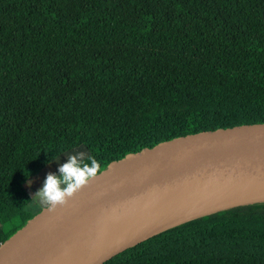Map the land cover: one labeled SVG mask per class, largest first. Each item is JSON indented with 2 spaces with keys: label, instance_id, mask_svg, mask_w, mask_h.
Masks as SVG:
<instances>
[{
  "label": "trees",
  "instance_id": "trees-1",
  "mask_svg": "<svg viewBox=\"0 0 264 264\" xmlns=\"http://www.w3.org/2000/svg\"><path fill=\"white\" fill-rule=\"evenodd\" d=\"M261 123L264 0H0V246L37 213L24 210L25 182L62 154L83 148L101 170ZM103 264H264V201L179 223Z\"/></svg>",
  "mask_w": 264,
  "mask_h": 264
},
{
  "label": "water",
  "instance_id": "water-1",
  "mask_svg": "<svg viewBox=\"0 0 264 264\" xmlns=\"http://www.w3.org/2000/svg\"><path fill=\"white\" fill-rule=\"evenodd\" d=\"M264 201V123L150 146L114 161L65 205L0 246V264H103L179 223Z\"/></svg>",
  "mask_w": 264,
  "mask_h": 264
},
{
  "label": "clouds",
  "instance_id": "clouds-1",
  "mask_svg": "<svg viewBox=\"0 0 264 264\" xmlns=\"http://www.w3.org/2000/svg\"><path fill=\"white\" fill-rule=\"evenodd\" d=\"M66 158V163L53 159L59 165L58 174L49 172L43 186L34 194L50 205V210H55L58 205H65L101 168L96 158L87 156L84 152L69 154Z\"/></svg>",
  "mask_w": 264,
  "mask_h": 264
},
{
  "label": "rangeland",
  "instance_id": "rangeland-1",
  "mask_svg": "<svg viewBox=\"0 0 264 264\" xmlns=\"http://www.w3.org/2000/svg\"><path fill=\"white\" fill-rule=\"evenodd\" d=\"M78 152H84L87 155L86 150H84L83 148H78V149H74L72 151H69L65 154H62L61 156L57 157L55 160H60V163H66L67 162V158H66L67 155L75 154ZM58 167H59V165L55 161H53L48 166H46L41 172H39L37 175L29 178V180L25 182L24 188L27 191V193L29 194V196L31 197L30 203L24 209L28 215L36 213L37 208L41 209L45 205H47L45 202H43L40 199V197L35 196L34 194L43 186L46 175L49 172L58 174ZM5 229L7 230L6 226H5Z\"/></svg>",
  "mask_w": 264,
  "mask_h": 264
},
{
  "label": "crops",
  "instance_id": "crops-1",
  "mask_svg": "<svg viewBox=\"0 0 264 264\" xmlns=\"http://www.w3.org/2000/svg\"><path fill=\"white\" fill-rule=\"evenodd\" d=\"M39 210H40V208H39V209L37 208V210H36V211L38 212ZM36 211H35V212H36Z\"/></svg>",
  "mask_w": 264,
  "mask_h": 264
}]
</instances>
